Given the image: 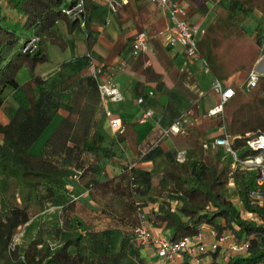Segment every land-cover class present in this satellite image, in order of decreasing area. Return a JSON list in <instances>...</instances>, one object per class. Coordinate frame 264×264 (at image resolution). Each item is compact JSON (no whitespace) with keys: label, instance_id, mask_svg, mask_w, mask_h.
I'll return each mask as SVG.
<instances>
[{"label":"trees","instance_id":"obj_1","mask_svg":"<svg viewBox=\"0 0 264 264\" xmlns=\"http://www.w3.org/2000/svg\"><path fill=\"white\" fill-rule=\"evenodd\" d=\"M79 1L85 8L81 18L67 15L65 10ZM135 2L139 30L151 36L153 56L166 73L173 65L158 38L165 30V22L162 18L151 20L148 0ZM200 5L205 12L203 3ZM94 6L95 0H0V111L3 110L8 120L6 125L0 124V180L12 184V191L18 198L11 206L0 198L3 210L0 213V264H150L143 251L145 247L136 243L133 234L141 215L151 222L152 227L168 231L170 241L191 236L204 225L218 234L228 229L236 241H248L243 253L234 254L227 261H222L224 250L219 247L209 255V264H264V207L250 199L249 192L255 186L254 172L243 169L238 162L253 154L247 141L264 133V73L259 75L256 85L247 91L246 96L241 91L244 89L242 86L233 87L234 95L223 103L222 112L213 116L215 124L204 120L188 125L184 148L180 149L185 153L182 162L172 159L168 167L157 172L139 171L122 165L118 176L123 183L118 190H123L119 196L126 210L117 216H113L112 211L105 212L110 215L109 224L100 228L87 224L76 215L75 203L79 198L76 195L79 194H70L66 188V178L74 175L71 168L57 165L43 153H29L30 146L61 105L75 111L79 110L81 99L96 101L95 90L98 92V89L95 79L88 72L81 74L82 69L87 70L91 59L101 65L103 71L106 70L92 51L95 37L87 28L88 12ZM253 9H259L264 15V0H226V4L213 7L214 17L197 41L201 50L206 48L204 55L208 54L214 62L219 60L214 49L222 35L225 36L227 26L233 25L231 21L239 13ZM81 20L84 26H81ZM57 22L65 24L75 53L71 59L60 62L53 77L43 78L34 71L48 61L45 43L57 36ZM35 37H39V41L31 49L30 41ZM254 42L263 48L264 22L255 29ZM148 52L135 58V68L149 57ZM251 59L254 63L257 57ZM205 63L214 79L218 80L216 72L207 61ZM21 67L28 69L34 87L18 82L17 73ZM252 67L246 72L245 79ZM140 73L142 84L157 82V87L163 85L162 72L157 71L154 65L144 66ZM176 74L177 69L174 77ZM136 85L138 88V82ZM22 89L25 95H13L17 105L7 106L10 94ZM137 98L143 101L140 92H137ZM91 108L85 106L83 114ZM107 117L115 118L110 114ZM71 125L67 119L62 120L45 144L54 142L58 132ZM122 125L121 130L120 127L116 130L112 143L100 145L97 152L99 164L79 169L76 180L84 189L90 190L101 183L98 177L107 162L116 156V143L124 137ZM82 126L87 128L89 122L82 123ZM215 127L216 131L208 132ZM224 135L232 139L231 147L237 160L221 146L204 148V142L209 143ZM88 147L91 149V144ZM156 153L150 150L143 158L151 159ZM153 178L156 183L152 182ZM8 185L4 184V187ZM150 188L158 194L166 191L172 204L167 202L146 217L140 209L143 205L141 198ZM260 189L264 198V184ZM231 194L237 196L238 206L232 202ZM123 198L126 202L122 201ZM45 202L58 208L57 224L45 222V228L40 225L24 249L16 245L10 248L14 230L28 220L27 205ZM132 210L139 217L136 224L133 218H129Z\"/></svg>","mask_w":264,"mask_h":264},{"label":"crops","instance_id":"obj_2","mask_svg":"<svg viewBox=\"0 0 264 264\" xmlns=\"http://www.w3.org/2000/svg\"><path fill=\"white\" fill-rule=\"evenodd\" d=\"M181 2L185 4L188 10V19L192 22H202L204 28L214 17L213 7L226 4V0H182ZM201 3L204 5L205 12L200 5ZM136 5L135 0H129V3L121 7L116 13H111L108 11L104 0H95V8L93 7V10L88 12V28L95 37L92 51L98 61L106 66V70L112 73L114 83L121 92L122 99L118 102L102 99L95 90V103L92 98L81 99L79 110L75 111H69L65 109L64 105H61L53 114L54 116L59 113L60 120L47 139L54 134L62 120L67 119L72 125L68 129L63 128L58 132V136L54 138V142L51 144H45L46 139L40 152V155L43 153L57 165L71 168L74 175L66 178V188L70 194L80 193L76 195V197L79 196L75 203L76 215L87 224L97 228L109 221L110 215L105 214V212L112 211L113 216H117L116 214L119 215L123 210H126L124 203L120 202L119 196L123 190H118V187L123 183L118 176V170L122 165H128L139 171H161L168 167L172 159H175L176 152L184 148L188 125L204 120H209L212 124L216 122L215 116H208L206 112L218 102L209 105L206 102L207 97H205V93L212 92L210 84L214 77L201 58H187L180 46L169 47L165 45L162 34L158 38L164 44L163 47L173 65L168 72H163L158 59L155 55L153 56L151 36L149 57L141 66L134 67L135 59L130 58L129 50L130 41L140 26ZM148 9L150 11L149 7ZM245 15L248 17L244 22L253 20L255 27L252 29V33H255L256 27L264 22V15L259 9L248 11ZM149 17L152 21L162 18L166 27L167 21L162 13L159 16L149 13ZM60 62L35 74L43 78H51L56 74ZM121 62H124L125 65L122 66ZM151 64L155 66L157 71L162 72L163 85L161 87H157V82L141 83L143 79L140 73L142 68ZM253 68L263 74L264 62L256 63ZM175 69H177V74L174 77ZM86 73L87 70L82 69L81 74ZM121 74L123 75L122 83H119L116 81V77ZM150 78L153 79L152 74ZM26 83L32 85L31 77L20 85ZM225 85L232 86L228 81ZM137 92L143 95L141 103L137 102ZM13 103L15 107L17 102L13 100ZM63 103L67 105L69 102L63 101ZM85 106L92 108L84 115ZM146 108L152 109L153 115L145 122L139 123L138 117ZM109 114L117 118L120 124L123 123L124 132L122 133L124 137L116 143V156L107 162L104 171L98 177L101 183L90 190H86L77 183L79 169L88 165L99 164L100 158L97 156V152H99L100 145L104 144L105 146L110 142L112 143L117 132L113 131L108 124L107 116ZM183 114H185V119L182 123L181 133L178 135L164 134V129ZM85 122H89L87 128L82 126V123ZM7 123L8 120L5 115L1 116L0 124L6 125ZM216 130L215 127L208 132ZM89 144L92 146L91 149L88 147ZM150 150L156 151V155L151 159H144L143 155ZM152 182L156 183V179L153 178ZM151 190L152 188L141 198L143 205L140 209L146 217H150L153 212H157L167 202L172 204V200L166 191L158 194ZM122 201L126 202V199L123 198ZM101 209H104V212ZM85 216L99 217L103 220L106 219L107 222L102 224L98 222L99 224L96 225L90 219H86ZM130 217L133 218L135 224L138 222L139 217L134 210L131 211ZM143 249L145 256L150 260L149 263L156 264L157 260L153 256L152 249L150 247ZM209 258L210 256H207L204 260L209 261ZM185 259L186 256L181 257V260Z\"/></svg>","mask_w":264,"mask_h":264},{"label":"built area","instance_id":"obj_3","mask_svg":"<svg viewBox=\"0 0 264 264\" xmlns=\"http://www.w3.org/2000/svg\"><path fill=\"white\" fill-rule=\"evenodd\" d=\"M154 5L166 18L167 24L163 34L164 44L169 47L180 46L184 50L187 58H195L198 56L197 41L204 33V25L202 22H192L188 19V10L183 2L177 0H148ZM104 3L111 13H116L121 7L127 5L129 0H104ZM85 12L84 3L79 1L71 8L65 10V13L70 17L81 18ZM81 26H84V21L81 20ZM38 38H33L30 41L31 49L36 47L35 43ZM150 36L144 31H137L131 41L129 56L135 59L139 54L149 50ZM264 58V55H263ZM121 65H125L121 62ZM87 72L91 75L97 85L99 95L102 99H108L113 102H118L122 99L121 92L114 83L113 75L107 70L103 71L94 59H91ZM261 73L252 68L242 87L248 91L254 87ZM212 92L217 95L219 101L212 108L207 110L208 116H215L222 112L223 103L229 100L234 95V88L229 85H222L219 80L213 79L210 84ZM137 102L141 103L142 98H137ZM153 115L150 108H146L138 117V122L143 123ZM185 119V114L179 116L173 123L164 129V134L178 135L182 131V123ZM109 126L113 131L120 127V121L117 118H110ZM232 139L227 136L215 137L211 142H204V148L221 146L227 150L233 157L236 158V152L231 147ZM248 146L253 150V154L245 156L238 160L241 167L254 172L255 186L250 190L249 195L251 202L257 203L264 207V198L261 194L260 186L264 184V133L259 134L247 141ZM184 151L179 150L175 154V159L179 162L184 160ZM133 234L137 244L150 247L153 251V256L156 257V264H204V258L216 251L222 246L224 254L222 261H227L234 254L243 253L248 241H236L228 229L223 230L218 234L215 230L206 225L201 227L193 235H186L178 240L170 241L168 231L152 230L151 222L140 216L139 223L133 228ZM182 256H186L185 260H181Z\"/></svg>","mask_w":264,"mask_h":264},{"label":"rangeland","instance_id":"obj_4","mask_svg":"<svg viewBox=\"0 0 264 264\" xmlns=\"http://www.w3.org/2000/svg\"><path fill=\"white\" fill-rule=\"evenodd\" d=\"M149 8H150L149 11L150 14L152 13L154 16H159V14H161L160 11L152 4L149 5ZM92 10L93 8L90 11ZM247 17L248 16H246L244 12H241L238 15H236L233 21H231L233 22V25L230 24V26H227L225 36L222 35L223 38L220 39V43L218 40H216L217 43H219V45L217 44L214 51L217 57L219 58V60L216 59L214 62L210 59L208 54L204 55L203 50L206 51L205 50L206 48H203L201 50L199 48L200 47L199 43L197 42V49H198L197 57L201 58L204 63L206 61L209 63L210 67L213 69V71L216 72V75H218L219 77L218 80L223 86L225 85L226 81H228L234 88L237 86L238 87L242 86L245 81V74L250 69V67L251 66L254 67L256 63L258 64L261 61L264 62V58H263L264 53L262 54V52L264 51V42H263V48L255 44L254 33H252L253 31L252 29L255 27V24L251 19L244 22V20ZM56 34L57 36L53 40H46L45 43L46 50L48 53V61L37 66L34 73L45 71L55 66L60 61L69 59L75 53L72 37L68 33L64 23L62 22L56 23ZM253 56L257 57L254 63H252V59H251ZM122 76L123 75L121 74L119 77H116V81L122 83L121 80L123 78ZM30 77L31 76L27 68L21 67L19 69L17 73V80L20 84L23 83L24 81L29 80ZM241 91L244 96L247 95L246 90L241 89ZM19 94L25 95L26 94L25 90L22 89L16 93H13L12 95L10 94V96L7 98V103H6L7 106L8 105L13 106L14 105L13 95L19 97ZM20 97H22V95ZM205 97H207L206 102H208L209 105H213L218 102L217 96L211 91L205 93ZM3 115L4 113L2 110L0 111V117ZM59 120H60L59 113H56L54 116H52L49 123L45 126V128L42 130L40 135L30 146L29 153L33 155H40L44 141L48 138V136L51 134L53 129L56 127ZM4 184L5 185L9 184V185L4 187ZM76 194H80V193L78 192ZM0 198L3 200V203L5 204L7 203L10 206L14 205L15 202L18 201L15 192L12 191V184H10L5 180H0ZM230 198L233 203H235L237 206L239 205L238 198L235 194H231ZM47 203L48 202H45L40 205L31 203L30 205H27L26 208L28 213V220L14 230L9 245L10 248H13V246L16 245L19 246L20 249L22 248L24 249L28 244V242L34 237V235L36 234V230L40 225H43V227L45 228L44 225L45 222H51L52 224H57L56 220H57L58 208L56 206H53L52 204H47ZM20 207H22V205H20ZM85 209L88 210L87 208ZM1 212H3V210H2V203L0 200V213ZM85 215L88 214L85 213ZM85 218L90 219L96 225L99 224L98 222H100V224H102L103 222H107L106 219L103 220L95 216L94 217L85 216ZM106 224H109V222ZM152 230L159 231V228L153 226ZM209 261H205L204 264H209Z\"/></svg>","mask_w":264,"mask_h":264},{"label":"bare ground","instance_id":"obj_5","mask_svg":"<svg viewBox=\"0 0 264 264\" xmlns=\"http://www.w3.org/2000/svg\"><path fill=\"white\" fill-rule=\"evenodd\" d=\"M259 62V61H258ZM260 63V62H259Z\"/></svg>","mask_w":264,"mask_h":264}]
</instances>
